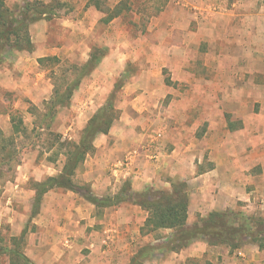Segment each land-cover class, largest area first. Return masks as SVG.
Masks as SVG:
<instances>
[{
	"label": "rangeland",
	"instance_id": "obj_1",
	"mask_svg": "<svg viewBox=\"0 0 264 264\" xmlns=\"http://www.w3.org/2000/svg\"><path fill=\"white\" fill-rule=\"evenodd\" d=\"M1 1L5 3V11L8 10L14 16L20 17L21 13L24 14V8L32 11L29 15L31 18L39 13L42 14L41 20L38 19V21L29 24L27 29L21 33L25 37L19 35V39H14L12 42L15 43L11 46L20 45L25 48L26 50L20 53L30 54L34 60L38 61L39 56L45 58L46 62L38 67L39 70L35 69V64L31 66V70H35L36 75L44 74L45 80H50V84L54 87L52 97L39 106L34 105L21 94L0 89V113L3 115L0 117V131L3 132L7 140H10L15 149L10 150L13 152V160L7 161L0 167V236L4 241L0 242V245H3L2 248H14L16 245H14L13 239L19 238L25 232V241L20 240L17 246H19L20 254H26V247L29 239L32 238L31 235L38 231V226L34 225L33 221L34 219L40 220L37 219V216L41 211L42 204L35 206L36 196L26 197V193L18 194L19 190L16 192L13 189L12 184L18 180V163L25 155L35 153V156L40 159L38 161L45 163L44 167L47 169V173H58L56 175H59L66 162L64 140L79 142L90 119L105 105L115 88L118 85H123L115 95L118 121L121 116L118 106L124 101V87L144 71V67L141 66L144 61L142 56L135 62L129 61L127 67L114 66V70L100 67L98 65L102 62V57L106 52L98 54L95 47L114 45V51H119V49L126 51L136 45H153L160 38L157 36V31L153 33L154 30L150 29L151 23H156L159 26V20L152 19L165 16L166 24L175 26V24L183 23L182 26H179L183 28L190 23L188 14L194 13L195 10L190 6L189 8L194 11L184 14L188 10L185 4V8L180 12L177 8H183L184 3L175 5L181 2L178 0H131V11L109 24L102 21L105 14L99 12L101 16L95 25V31H92L87 37L85 35L87 30H81L78 24H74L70 28L69 21L66 19H68L69 13L74 14L85 3L92 2L91 0H49L48 3L47 0ZM117 1L109 0L104 3V0H99L106 9L113 7ZM238 1L241 4L236 6ZM242 4L243 7H241ZM216 6L215 13L222 12L223 8H226L228 13L235 11L237 14L243 10L244 15L248 17L255 15L256 22L249 18L246 21L247 31H245L246 33L255 31L264 36V0H219ZM175 11L180 12L177 15L179 19L177 17L174 19ZM92 19L94 20V18ZM191 27H193L192 24ZM73 31L74 35L70 36L69 33ZM167 34H171L170 29L167 30ZM239 35L241 36V32L239 34L237 32L225 33L224 29H217L213 42L209 41L210 43H206L207 45L204 43L201 51L188 54L176 52L168 54L174 60L169 63V66H180L183 59H188L191 61L190 67H167L162 71L157 70L164 80L167 97L165 99L162 97L155 103L144 100L142 104L147 110L144 111L143 117L131 116L125 123H121V127L119 126L118 129L117 138L120 141H122L120 137L125 138V142L131 141L135 135L147 134L144 142L147 143L151 140V143L146 161L152 163L159 161L164 154L172 155L174 153L172 172L176 174L177 178L173 183L186 184L189 196L193 191V187H191L194 183L193 175L210 170L213 164L212 160L228 156L230 159L240 160L241 163L247 165L252 162L251 160L256 159V157L254 158L255 152L264 154V41H261L262 48L257 50L260 39H248L246 36L244 40L240 39L241 43L245 44L244 48L240 49V44L232 43L236 42V37ZM27 38L30 40L29 44ZM261 38L264 40V37ZM172 40L170 39L171 42ZM254 40L258 41L254 42ZM65 45H70L75 49L80 48L82 51L76 53L74 59L67 58L63 54L60 56L50 55L51 51ZM89 47L93 48L95 52L93 53L100 56L101 60L99 64L93 62V65L86 67L85 65L88 63L82 64V60L86 58V54H90ZM15 53H17L16 49L4 54V63L0 65V70L13 69V65L17 63V60L13 61ZM120 59L122 60L123 57L114 54V63ZM18 67L21 68V66ZM116 122L115 125H118ZM14 124L20 126V133L15 135L13 134ZM124 124L127 127L130 126L129 124H133V128L129 127L130 130L124 131L126 130L123 129ZM146 143L144 144L146 145ZM140 144L135 145L130 151L137 149ZM103 146L107 148L99 149V151L94 150L87 156L84 164L78 168L73 177V181L78 187L89 188L93 194L94 172L107 179L106 183L98 185L100 188L97 191H103L99 194L100 198L115 196L128 182L117 184L114 188L111 177L117 180L118 176L115 179L113 175L115 159L113 160L112 149H114L115 158L123 156L122 148L116 143L112 148L113 144H109V141L107 145L104 143ZM96 156L103 159L104 163L95 166L91 164L90 167L91 159ZM86 161L89 163L86 164ZM120 164L119 168H125L126 163L121 162ZM249 166H246L245 175L242 177L245 176L250 183L260 184L261 186L257 189L264 188V182H261L264 177V161L262 166L255 165L250 168ZM182 176H187L185 181L181 180ZM33 184L34 182L30 181L25 188L35 191ZM153 190H157V188ZM70 194L71 207L75 206V209L81 210L80 213L74 211L79 218L82 212H88L90 207L87 204L89 203L74 192H70ZM255 196V201L249 200V202L240 198L234 204L237 205L234 207L236 209H227V211L243 213L257 219L264 218V210L261 207L264 204V191L261 194L256 193ZM56 200L60 203L57 207L61 211L60 206L67 204L64 201L66 199L56 198ZM241 204L248 207L241 209ZM93 214L96 215V210ZM16 215L18 219L14 223L13 216L16 218ZM121 219L122 217L118 218V221ZM201 220L203 219L195 213L188 223L192 225ZM98 221L100 225H95L97 229L89 227V230H96L104 237L108 225L110 223L114 225V208L104 211ZM123 226L126 227L125 224ZM146 233L147 231L144 234L136 235V237L132 236L133 239L125 238L128 247L122 254L119 264H129L136 256V259H140L139 254L143 248L150 249L155 246L152 236ZM164 236L167 235H155L157 238ZM112 244L114 245V243ZM103 246L106 247V245ZM165 254L168 253L156 251L147 259L140 260L143 264H158L164 260ZM160 255H162V259ZM0 264H11L10 256H1Z\"/></svg>",
	"mask_w": 264,
	"mask_h": 264
},
{
	"label": "crops",
	"instance_id": "obj_2",
	"mask_svg": "<svg viewBox=\"0 0 264 264\" xmlns=\"http://www.w3.org/2000/svg\"><path fill=\"white\" fill-rule=\"evenodd\" d=\"M178 1L181 2L175 5L184 3L182 6L183 8H177L180 12L185 8V4L188 10L184 12V14H188L195 10L194 13L192 12L193 16H191L192 13L188 14L190 23L186 25V27H179L182 26L183 23L175 24V26L169 23L166 24L165 16L162 18H154L152 20H159V26L156 23H151L150 29L154 30L153 33L157 31L156 33L160 40L157 41V39V42H154L153 45H136L126 51L122 49L114 51V45L110 47L103 45L95 47L100 52H106L102 57V62L98 66L107 67L111 70H114V66L118 68L127 67L129 61L135 62V60L137 61L141 56L144 59L141 64V66L144 67V71L139 73L130 83H127L126 87H124V101L118 106V110L121 111L120 119L116 122L118 125L114 123L108 135H98L94 141V148L96 151L107 148L103 145L104 143L107 145L108 141L109 144H113L112 148H114V143L122 148L121 153H123V156H117L115 158L114 149H112L113 160L115 159L113 175L115 179L118 176L117 180L111 177L112 182H114V188L117 184H123V182L128 181L134 192H142L148 188L170 190L173 182L177 178L176 174L172 172V164L175 160L174 153L172 155H162L159 161L157 160L152 163L146 161L147 151L151 143V140L147 143L144 142L147 134L143 135L142 133L141 135H135V138L126 142L124 140L125 138L120 137L122 141L117 138L121 123H125L131 116L143 117L144 111L147 110L142 104L144 100L155 103L156 101H160L162 97H164V99L167 97L168 93L164 89V80L157 70L162 71L167 67H190L191 61L188 59H183L180 66H169V63L174 61L173 58L169 56L172 52L188 54L197 52L198 50L201 51V47L204 43L207 45L206 43H210L209 41L213 42L217 29H224L225 33L237 32L239 34V32H241V36L239 35V37H236V42H232L233 44H240V49H243L245 45L241 43L240 39L244 40L246 36L248 39L259 38L260 44L257 50L262 48L261 41L264 40H261V37L264 36L261 33H256L255 31L246 33V21L252 18L254 22H256L255 15L248 17L244 15L243 10L237 14H235V11L228 13L226 8H223L222 12L215 13L214 10L219 0ZM46 2L48 3L49 0ZM210 3L211 5L209 6ZM239 4L241 3L238 1L236 6ZM190 6L194 10H191V8H189ZM241 7H243V4ZM180 12L175 11L174 19ZM164 13L167 14L168 12ZM200 15L201 17H199ZM68 16L66 20L69 21V27L71 28L72 25L78 24L81 30H87L85 35L89 37L92 31H95V25L99 22L101 15L96 7L90 5V2H88L85 3L79 11H76L74 14L69 13ZM92 18H94V20ZM177 19H179V17H177ZM191 24L193 27L190 28ZM168 29H170L171 34H167ZM175 29H177L176 32ZM69 34L73 36L74 31ZM170 39L174 40L171 42ZM256 41L258 40H254V42ZM250 42L252 43L253 41ZM81 51L80 48L75 49L70 45H65L60 47V49L57 47L50 52V55L60 56L63 54L67 58L70 57L74 59L76 53ZM93 52V48L89 47L90 54H86V58L82 60V64H86L91 60L95 53ZM114 54L123 57V59L114 63ZM38 59L40 60L43 58L39 56ZM15 60H17V63L13 65V69L4 68L0 70V89L21 94L36 106L50 99L54 88L50 84V80H45L44 74L38 73L36 75V71L33 69L31 70L33 64L36 65L35 69H38L40 66L39 60H34L30 54L20 52L15 53L13 61ZM18 66H21V68ZM1 116L3 115L0 113V117ZM129 125V127L133 128V124ZM129 127L124 124L123 129H126L124 131L130 130L131 128ZM138 143H141L138 148L130 151V149ZM144 143H146V145ZM127 145L131 146L126 148L125 146ZM35 155V153H29L20 161L17 168L18 180L12 184L16 192L19 190L17 192L18 194L24 192L27 195L26 197L36 196V191H29L25 188L30 181L42 183L48 178L56 177V174H58L47 173V169L44 167L46 166L45 163L43 161H38L40 159ZM255 157L256 159L251 160L252 162L249 163V166V164L246 165L241 163L240 160L236 161L230 159L228 156H224L221 159L212 160L213 164L210 170L202 174L193 175L194 183L191 186L193 187V191L189 196L190 207L188 222L191 221L195 213H197L201 219H204L212 212L227 211V209L234 210L236 209L234 207L237 206L234 204L238 202L240 198L245 202H249V200L255 201V194H261L264 188L259 190L257 188L261 186L260 184L254 182L250 183L245 176L242 177V175H245L246 166H249V168L255 165L262 166L264 154L255 152L254 158ZM121 162L126 163L125 168H119V165L121 167ZM88 163L89 161H86V164ZM103 163V159L96 156L91 159L89 165L91 167V164L95 166L102 165ZM199 164L201 163L199 162ZM185 177L182 176L181 180L185 181ZM93 179V182L92 179L90 180L93 184L92 188L94 194L96 193L95 195L99 197V194H101L100 192L103 191H97L98 188H100L98 185L104 182L106 183L107 179H104V177L95 172L93 174ZM261 182H264V177ZM70 197V191L54 189L42 198L40 202V204H42L41 211L37 216V219L40 220L34 219L33 221L34 225L38 226V231L31 235L32 238L28 241L26 254H24L25 257L33 264H119L122 254L128 247L125 238L128 237L133 239V237L142 233L141 230L148 218V213L132 204H122L118 207H114V225L110 223L108 225L109 227L107 226L108 229L105 232L106 236L103 237V235L96 232V230H89V227L97 229L95 225H100L98 220L101 219L103 214L100 218L96 217V215L94 216L93 212L96 208L89 203L87 204L88 207H90L88 212H82V215H79L80 217L78 218L74 211L80 213L81 210L75 209V206L71 207L69 203ZM56 198L66 199L64 201H66L67 204H61V211L58 210L57 206H59L58 204L60 203ZM241 206V209L248 207L243 204H241ZM261 207L264 210V204H262ZM107 210L108 209L105 211ZM120 217H122V219L118 221ZM17 219V215L16 218L13 216L14 223ZM123 224H125L126 227H124ZM171 233L172 231L170 230H159L150 233L149 236H152L153 245H157L164 242ZM153 234H165L167 236L157 238ZM112 243H114V245ZM103 245H106V247ZM82 252L84 254H81ZM161 257L162 255H160V258ZM158 264H264V249L261 250L259 246L249 244L239 250L232 251L226 246L210 247L205 242H197L181 252L165 254L164 260Z\"/></svg>",
	"mask_w": 264,
	"mask_h": 264
},
{
	"label": "trees",
	"instance_id": "obj_3",
	"mask_svg": "<svg viewBox=\"0 0 264 264\" xmlns=\"http://www.w3.org/2000/svg\"><path fill=\"white\" fill-rule=\"evenodd\" d=\"M91 1L90 5L105 14V18L102 21L107 24L131 11V0H118L113 7L107 9L100 4L99 0ZM107 1L109 0H104V3ZM24 11L25 13H21L20 17L14 16L8 10L5 11V3L0 0V65L4 63L5 53L15 49L17 52L26 50L20 45L11 46L15 43L12 41L19 39V35L25 37L21 33L27 29L29 24L42 19L41 13L31 18L29 16L31 15V10L24 8ZM27 43H30L29 38H27ZM97 53L100 54L102 52L98 51ZM100 60V56L94 54L88 65L85 66L89 67L94 63L99 64ZM45 62V58L39 60L40 65ZM125 77L127 78V75ZM125 77H123L124 80ZM122 87L123 85H118L105 105L90 119L79 142L64 140L63 147L66 148L65 165L61 173L56 177L48 178L42 183L33 184V188L36 191L35 206H38L42 198L51 190L63 189L78 194L92 204L96 208V217L98 218L101 217L106 209L118 207L122 204H132L140 207L148 213V218L141 230L142 234L145 231H147L146 234L159 230L172 231L164 242L157 244L158 246L155 245L150 249L143 248L139 254L140 259H147L156 251L178 253L197 242H205L210 247L226 246L232 251L239 250L249 244H255L263 250V217L257 219L248 217L243 213L220 211L212 212L206 219L190 225L188 223L190 201L187 185L184 183H173L171 190H153L148 188L142 192H134L131 184L127 182L119 193L113 197L106 198H100L94 195L89 188H81L74 183L73 177L76 171L84 164L87 156L95 150L94 141L96 137L101 134L106 135L117 121L115 95ZM17 133H20V126L14 124L13 134ZM13 149L10 140H7L3 132L0 131V167L7 161L13 160V152H11ZM25 235L26 233L24 232L19 238L15 237L13 239L14 245H16L14 248H2L3 245H0V258L3 255H9L11 264H33L24 254H20L18 251L19 246L17 244L20 240L25 241ZM0 242H4L1 236ZM147 250L150 251L146 253L145 251ZM136 257L129 264H143L142 260L136 259Z\"/></svg>",
	"mask_w": 264,
	"mask_h": 264
}]
</instances>
